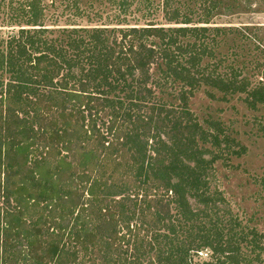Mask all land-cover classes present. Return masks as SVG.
Returning a JSON list of instances; mask_svg holds the SVG:
<instances>
[{"label": "trees", "instance_id": "1", "mask_svg": "<svg viewBox=\"0 0 264 264\" xmlns=\"http://www.w3.org/2000/svg\"><path fill=\"white\" fill-rule=\"evenodd\" d=\"M216 9L217 4H209L204 14L208 18ZM80 30L84 36L64 41L58 52L54 45L26 49L25 42L33 45L34 37L25 41V36L37 35L32 30L1 40L0 69H7L9 80L0 81V210L2 204L13 209H5L0 219L7 240L16 237L25 247L12 251L7 242L9 247L1 252V241L0 262L9 264L16 254L19 264H192L191 252L209 250L207 264H264V232L243 223L212 230L205 225L208 209L195 210L189 204V197L198 199L207 188L205 174L210 170L205 150L193 148L195 137L215 148L221 141L192 118H171L186 112L188 100L202 87L216 88L224 99L245 94L264 104V94L259 86L252 87L246 66L220 71L223 59L212 64L215 48L221 47L217 38L228 32L155 24L121 30L120 36H111L114 32L108 29ZM141 37L159 39V49L139 45ZM234 57L236 64L240 59ZM154 66L159 81L141 98L135 90L148 87ZM74 69L82 74L78 81ZM93 81L99 85L92 87ZM168 85L172 91L179 88V97L165 91ZM155 91L167 92L184 105L177 111L174 105L151 103ZM121 100L132 102L128 113H123ZM143 107L150 114H140L133 123L130 113ZM144 136L155 145L142 140ZM148 147L158 170L146 177ZM187 162H195L202 173H189ZM174 174L177 181L172 184ZM125 176L136 181L133 198L107 204L101 193L108 181L119 185ZM143 176L144 181L137 180ZM124 201L132 202L135 223L122 222L116 213Z\"/></svg>", "mask_w": 264, "mask_h": 264}, {"label": "rangeland", "instance_id": "2", "mask_svg": "<svg viewBox=\"0 0 264 264\" xmlns=\"http://www.w3.org/2000/svg\"><path fill=\"white\" fill-rule=\"evenodd\" d=\"M209 4L211 6L217 4V9L213 10L211 16L207 18L204 13ZM170 19H172L171 22ZM184 19H191L190 24H184ZM204 21L210 24L207 26L202 24ZM151 24L164 29L180 27L225 29L228 33L225 36L221 35L219 40L217 38L221 47L215 48L212 64H217L218 60L223 59L225 63L221 64L220 71H223L222 67L229 65L246 66L250 73L248 78L252 87L259 86L261 94H264L262 91L264 90V0H0V43H2L1 40H8L12 35L18 38V33L22 29L36 31V36H34L36 33L25 36V41L32 40L34 37L33 45L30 42L24 44L26 49L31 51L45 50L50 45H54V49L58 52L64 48V41L68 42L70 38L79 39L84 36L80 33V29H108L114 32L110 34L111 36H120L121 30L134 27L147 28ZM22 26L25 27L22 28ZM75 32L77 33L72 34ZM141 43H144L146 47L155 45L159 49L160 41L156 38L147 40L146 37H141L139 45ZM65 53H73V51L68 50ZM235 54L240 59L236 64L233 62ZM152 69L153 78L149 81L148 87L138 86L135 90L136 95L141 98H144L145 89L155 87L154 84L159 81L156 66ZM5 70L7 69H0V81L3 82L9 80V75L5 73ZM73 73L78 77L76 78L78 81L82 75L79 69H74ZM135 77L137 79L138 75ZM91 85L97 87L99 83L93 81ZM170 86L172 85H168L165 91L179 97V88L176 92L172 91ZM197 91L188 100L186 112L177 110V107L184 105L183 102L168 96L167 92L161 95L159 91H155V96L153 95L151 100V103L161 102L164 105H174L179 111V116L172 114L171 118L182 117L181 122L192 118L207 133L218 136L221 141L220 147L215 148L212 145L214 143L210 141L202 143L198 136L195 137L196 142L193 148L205 150L206 154L203 159L210 165L207 166L210 170L205 174L207 188L200 191V198L189 197L188 202L195 210L208 209V217L205 218L207 228L211 227L213 230L218 227L220 232L225 225L243 223L244 226L257 229L262 233L264 232V104L254 103L253 99L247 98L245 94L224 99L223 94L216 88L202 87ZM46 92L47 90L44 89L41 94ZM209 92L213 96H210ZM161 96L162 98H159ZM119 103H122L123 113H128L132 102L121 100ZM71 105L69 104V107ZM130 114L134 123L140 114L149 115L150 111L143 107L140 112L134 109ZM33 117L30 116L28 122H31ZM35 123L34 119L33 125H30L36 132L38 126ZM139 133L143 134V131ZM163 133L165 132L161 134ZM152 134L157 133L151 132L150 135ZM146 135L149 133L147 132ZM162 138L166 142V136ZM141 139L149 140L150 146L156 143L145 136ZM151 157L154 158L155 154H152L148 147L145 160L146 177L151 176L152 170L153 172L158 170L155 162L150 159ZM186 167L190 173V170L195 169V162H187ZM195 170L197 173H202L201 169ZM175 172L178 171L175 170ZM176 176L174 174L172 184L177 181H175ZM137 180L144 181L145 177L137 178ZM121 181L123 182L119 185H114L112 180L108 181L104 192L101 193L107 204L112 200H122L130 195L133 198L132 190L136 184L135 179L132 176H125ZM158 183L162 184L160 181ZM207 199L210 200L209 204L203 202ZM131 205L132 202L124 201L120 207H115L117 215L120 214L121 221L124 223L130 219L129 223L138 221L136 217H133ZM172 207L174 220L177 218V212L175 211L176 206ZM5 209H13V207L2 204L0 210L2 217ZM0 222L1 252L9 247H5L7 242L12 247L14 243L17 245L11 247L12 251L25 247V244L16 242V237L7 240L2 231L5 227L2 218ZM145 235L146 233L143 234ZM66 241L67 237L63 238L64 244H67ZM100 254L104 255V250ZM211 255L209 250H203L198 254L191 252L190 260L192 264H207ZM1 256L2 253L0 259ZM13 260L9 264L20 263L16 254ZM0 264L4 263L0 262ZM79 264L89 263L82 261Z\"/></svg>", "mask_w": 264, "mask_h": 264}]
</instances>
